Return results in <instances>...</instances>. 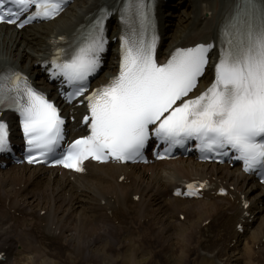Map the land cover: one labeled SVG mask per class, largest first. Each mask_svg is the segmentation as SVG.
<instances>
[{"label":"bare ground","instance_id":"1","mask_svg":"<svg viewBox=\"0 0 264 264\" xmlns=\"http://www.w3.org/2000/svg\"><path fill=\"white\" fill-rule=\"evenodd\" d=\"M115 1L78 0L71 11H65L66 14L63 13L47 25L29 26L24 31L0 25V70L5 66L19 68L36 83L55 94L53 86L45 81L38 67H35V62L44 59L51 52L55 40L72 34L99 4H112ZM187 1L188 3L182 0V3L190 7V19L177 35L172 34L171 37L167 20L162 14L165 4L163 1L159 3L157 18L162 41L158 57L166 59L175 47L215 40L216 60L220 53L217 44L219 28L228 18L235 0ZM107 26L110 37L116 36L118 27L113 18ZM111 45L116 48L117 41H112ZM113 52L108 53L106 69L100 74L97 84L105 82L115 72L116 62L113 56L116 52ZM211 80L212 72L209 70L201 80L200 89L210 85ZM70 111L72 115L78 116V120L69 122L68 129L80 135L84 126H80L79 122L85 108L83 105L63 108L65 114ZM8 119L12 123L11 127L14 126L10 115ZM13 136L16 137L15 130ZM205 178L208 179L209 188L201 199L182 200L172 195L176 186ZM250 178V175L233 170L229 165L197 163L191 157L149 165L90 163L85 166L83 174L55 169H28L25 165L9 168L0 175V223H5L3 225L8 227L7 234L4 233L5 230H0V252H3L0 264H13L16 250L21 253L32 249L38 251L34 259H41L40 263L44 264L55 259L65 260L68 256L66 252L74 254V259L79 263L100 262L101 253H96V245H101L105 253L113 248L116 253L109 252L112 257L119 255L122 248H127L125 251L129 249L132 253L135 249V255L138 249L142 250L141 253L145 252V255L151 254L153 246L159 247L160 252H165L162 256H165L164 261L172 259L170 255L177 257V253L180 257L184 253L185 264H201L207 254L225 260L229 245L226 243L224 246L219 240L229 242L235 234L236 229L233 227L242 224V220L245 221L246 228L244 227L242 238H239L242 250L241 255H238L239 259L243 261L247 255L249 260L251 253L264 262V230L254 228V225L248 229L250 226L243 216V204L248 200V194L259 187L248 186ZM6 185L11 187L7 189ZM220 187L227 189L226 196L217 195ZM258 193L259 199L264 200V186H261ZM86 201L92 206H85ZM179 214H184L183 221H180ZM199 214H202L200 221L194 218ZM175 215L178 216L177 220H171ZM160 217L166 224L162 223L158 227L156 220ZM20 218H30L29 223L21 220V225L18 224ZM186 222L190 225L179 241L161 242L159 246L156 244L167 229H173L172 225L181 229ZM197 244H200L198 249ZM196 251H200L198 256ZM127 255H123L119 262L129 259L131 264H135L136 259ZM191 260H197L198 263H192ZM166 261H162V264L167 263ZM176 261L178 264V258Z\"/></svg>","mask_w":264,"mask_h":264},{"label":"snow or ice","instance_id":"2","mask_svg":"<svg viewBox=\"0 0 264 264\" xmlns=\"http://www.w3.org/2000/svg\"><path fill=\"white\" fill-rule=\"evenodd\" d=\"M65 2L0 0V22L23 27L35 19H51ZM146 7L144 0L126 5L128 11L139 14L142 27L148 23ZM108 14L99 15L70 58L66 54L62 62L59 56L51 61V76L63 77L72 88L67 93L69 101L85 96L89 76L100 67ZM222 37L214 81L191 99L189 94L204 74L214 45L179 48L166 63L158 64L155 35L150 41L142 34L135 38V33L125 38L118 76L85 96L89 115L84 123L89 134L59 153L60 158L56 157L65 123L60 110L19 74L0 76V109L18 112L29 163L51 157L55 164L82 171L81 165L89 158L142 159L151 140L163 148L156 153L158 159L192 142L204 158L234 151L246 170L264 168V0H244V7L224 26ZM10 151L8 124L0 120V153Z\"/></svg>","mask_w":264,"mask_h":264},{"label":"rangeland","instance_id":"3","mask_svg":"<svg viewBox=\"0 0 264 264\" xmlns=\"http://www.w3.org/2000/svg\"><path fill=\"white\" fill-rule=\"evenodd\" d=\"M77 3H78V1L75 4H77ZM186 3H188L187 0H186ZM74 5H72L69 8L68 11H71L73 9ZM169 5L170 6H166L164 8L163 15H164V17L167 20L166 24H168L169 34H170V37H171L172 34L177 35L178 31L182 30L186 26L187 22L190 19L189 17H190L191 9L188 6H185L184 3H182V0H173V2H171V4H169ZM15 168H18V167H15ZM32 168H34V167H31V168L28 167V169H32ZM232 169L235 170V168H232ZM5 172H6V170L3 171V172H0V175H2ZM8 186L9 185H6L7 189H9L11 187V186H9V187ZM79 190H82V189L79 188ZM256 190H258V189H256ZM68 195H69V193H68ZM68 195L65 194V196H68ZM258 195L259 194H256V191H253L249 195V200H250L251 203H250V205L248 207V212H252V218L251 219H253L254 228H257V229L258 228H262L264 230V202H262L261 200H258V198H259ZM82 201H81V203H82ZM85 206L91 207L92 205L88 201H86L85 202ZM88 209H90V208H88ZM87 213H90V212H87ZM177 217L175 215V217L171 218V220L172 219L177 220L176 219ZM201 217H202V214L194 216V218H198L197 219L198 221L201 220ZM21 220H24L25 222L29 223L30 218H20V220H18V224L21 222ZM136 220L137 219L134 220L135 223H136ZM156 222H157V226L158 227H161L162 223L166 224L165 221L161 217L158 218L156 220ZM115 223H117V220L115 221ZM3 224H5V223H0V230L2 232H4V230H5L4 233L7 234V232H8L7 228L8 227L4 226ZM20 225H21V223H20ZM24 225H26V224L24 223ZM189 225H190V223L186 222L184 228H181V229H179V227L175 228L172 225L173 229L172 230L171 229H167L164 232L162 238L160 239V242H157L156 244L159 246V244L161 242L165 243L166 241H168V242L172 243V242L179 241L183 237V235H184V233L187 230V227ZM141 227H142V225H141ZM235 236H233L231 238V241H229V242H226L225 240H223V241L219 240V242L224 244V246L226 245V243H229L228 245H229L230 249L228 250V252H227V254L225 256L226 258L224 257L225 260H219V259L216 258V256L214 257L212 255L210 256L209 254H207V257L202 260L201 264H211V263H205L206 261H209V262H212V263L215 262L217 264H223V261H226V264H238L239 262H240L239 264H264L263 261H259L257 259V257H256L257 255L256 254H251L250 253L249 260H248V256L246 255V257L244 258L246 261L245 260L242 261V259H239V256L241 255L242 250L240 249V240H239V237H237L236 233H235ZM148 237L149 238H147V240L149 241L150 240V236H148ZM181 241H183V240H181ZM251 245H252V243L250 244V246ZM253 245H256V244H253ZM178 247H179V245H178ZM139 248H142V247L139 246ZM151 248L153 249L151 254H146V255H145V252L141 253V251H142L141 249L140 250L138 249L137 250L138 253L135 255V253H134L135 249H134V252H133L134 254H133L131 252V250L128 249L127 251H125L127 248L126 249L122 248V252L119 253L120 256L116 254L114 257H112L111 253H113V252L116 253V251L113 248H111V249L109 248V252H111V253H109V252L105 253L104 250L102 249L101 245H96L95 248H94L96 253H99V254L101 253L100 254V257H101L100 262L98 260L96 262L89 261V262H86V263L85 262L79 263L78 260L74 259V254H70L69 252H66L68 256L65 258V260L63 259V261H61L60 259H55L53 261H47V264H121V263L122 264H125V263L126 264H131L130 263L131 260H129V259H123V261L121 263L119 262V261H121L122 257L126 256L127 254H128L127 256L133 257L134 260L136 259L135 262H134L135 264H162V261L163 262L166 261V259L164 261L165 256H164V258H162L163 254H165L164 251L160 252L159 251V247H153L152 246ZM170 248H171V246H169V250H170ZM198 248H200V244H197V249ZM238 250H240V251H238ZM253 250L254 251H258V249H253ZM17 252H18V250L15 251V254H14V257H13V264H16V263L17 264H44V263H40L41 259H39V261H36L34 259V256L36 254H38V251H36L35 249H32L31 251L21 252V253H17ZM199 253H200V251H196V255L197 256L199 255ZM223 256H221V257H223ZM169 257H171L172 259L168 258L169 261H166L167 263H164V264H177V261H176L177 258H178V264H185V262H186L185 260H183L184 259V253H182L181 257H180L179 253H177V257H175L174 255H170ZM115 261H116V263H114ZM252 261L254 263H252ZM191 262L192 263H198L197 260H193V261L191 260Z\"/></svg>","mask_w":264,"mask_h":264}]
</instances>
